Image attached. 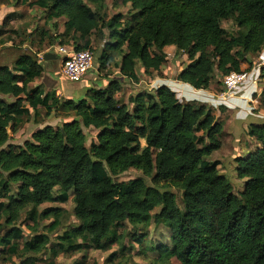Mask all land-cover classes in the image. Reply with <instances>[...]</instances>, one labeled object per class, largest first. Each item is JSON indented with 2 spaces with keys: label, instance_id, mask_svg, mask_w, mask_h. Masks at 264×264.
Listing matches in <instances>:
<instances>
[{
  "label": "trees",
  "instance_id": "trees-1",
  "mask_svg": "<svg viewBox=\"0 0 264 264\" xmlns=\"http://www.w3.org/2000/svg\"><path fill=\"white\" fill-rule=\"evenodd\" d=\"M14 1L43 10L47 23L66 18L61 37L71 43L61 39V46L92 51L93 37L106 40L99 72L113 63L134 83L141 68L163 75L167 47L188 57L178 80L196 90L243 73L242 65L251 68L264 50V0H124L134 11L127 21L122 14L107 19L105 0ZM232 15L242 29L237 36L222 26ZM4 34L3 44L14 43L10 34L22 38L19 30ZM38 36L50 47L60 39L45 28ZM41 53L0 67V95L8 98H0V264H58L62 253L109 252L115 245L125 252L127 241L143 249L152 226L166 227L171 239L145 248L158 253L152 264H264V124L249 127L261 147L235 160L239 179L247 180L236 195L219 173L221 163L209 159L222 148L223 125L213 107L183 103L167 86L126 102L118 79L89 88L79 101L65 99L33 86L46 72ZM52 117L62 121L45 125ZM27 122L38 129L23 144L11 143V133ZM90 129L97 136L89 148ZM131 170L151 184L115 181ZM72 196L80 225L53 238L66 211L42 207ZM118 257L113 253L109 261Z\"/></svg>",
  "mask_w": 264,
  "mask_h": 264
},
{
  "label": "crops",
  "instance_id": "crops-1",
  "mask_svg": "<svg viewBox=\"0 0 264 264\" xmlns=\"http://www.w3.org/2000/svg\"><path fill=\"white\" fill-rule=\"evenodd\" d=\"M29 9V7L24 6L23 3L21 6H16L14 0H8L7 2H3L0 4V31L7 32L12 29V27L16 26L17 28L22 26V31L25 29L29 37L31 36V32L29 31L30 20H29V11L25 9ZM38 9V8H34ZM40 10V9H39ZM43 11V10H41ZM17 14L18 19L21 20L19 23L14 22V14ZM10 17V21L8 22V26L2 27L5 21ZM59 22L58 33L63 34L65 32V24L67 22L66 18H62L59 20H54L47 23V20H44V26L47 31H52V34L55 36L56 27L55 23ZM25 26V27H24ZM7 35V34H6ZM5 34L0 36V67L2 66H12L20 56L23 54H33L27 50L28 48L32 50L33 42L29 40L25 48L22 50L14 49L9 43L3 44V39L6 36ZM61 39L58 40V45L60 46ZM24 47V46H23ZM168 49H176L175 47H167L165 52ZM168 62L162 70L161 76H158L157 73H153L149 76L150 85L148 88L152 91L158 89L159 86H167L172 91L177 94V97L183 103L198 101L200 103L211 106L215 110V116L217 121L223 125V132L221 134L222 148L220 150H226L229 152L231 149L234 150V161L236 158H242L246 156V154H251L256 152L261 145L256 141L255 138L249 135V127L251 125H262L264 124V79L261 78V69L264 66V63L261 62V56L264 54V50L257 57L253 58L254 65L250 68L249 64H243L242 70L243 72H247L251 76V80L248 82L246 88L242 90L240 94L237 96L231 97L227 96L225 86H221L219 84L220 79H215L211 82L209 89L207 90H196L189 84L183 83L178 80V75L187 67H181L178 73L174 75V72L170 71L171 68L167 67L169 63V54ZM39 59L41 60L44 54H39ZM182 59L185 61L186 55L182 54ZM257 58V59H256ZM42 61V60H41ZM188 61V60H187ZM189 64V63H188ZM187 64V65H188ZM47 63L45 64V75L43 78L36 81L33 85L34 87L43 86L47 92L56 91L58 96L65 97L66 99L75 100L80 95V91L89 89L93 86H98L102 84L101 87H106L104 81L108 79H117L121 80L124 83H133L134 82L127 80L122 76L119 69H115L114 75H109L107 78H103V73L99 72V68H96L95 73H98L97 76L91 74L89 75L83 82L81 83H71L68 82L65 77H63L64 81L60 80L59 74L56 73V70H49L47 68ZM142 69V68H141ZM143 70V69H142ZM248 70H251L250 72ZM140 72V70H139ZM145 74L144 70L141 74ZM140 75V74H139ZM146 75V74H145ZM62 76V75H61ZM147 76V75H146ZM115 77V78H114ZM140 77H142L140 75ZM67 81V83H66ZM103 82V83H102ZM142 81L139 84L140 86ZM76 84H79L76 86ZM125 87V85H124ZM125 90V88H124ZM150 91V92H152ZM87 93V92H86ZM86 95V94H85ZM1 99H8L4 96L0 95ZM13 101L14 99H9ZM44 112V111H42ZM54 119L58 120L57 122H61V119L54 117ZM48 119L45 118V125L50 124ZM43 125V126H45ZM236 131H240V135L236 137ZM21 131V130H20ZM19 131V132H20ZM12 134V133H11ZM17 134V133H15ZM12 134V135H15ZM13 138V136H11ZM251 138V139H250ZM250 139V140H249ZM12 141V139H11ZM17 142H13V144ZM250 144H252L254 149H251ZM255 150V151H254ZM217 152V151H216ZM215 154V153H214ZM213 154V155H214ZM221 164L222 162L219 161ZM236 164V163H235ZM237 166V164H236ZM237 170V168H236ZM27 230L28 233H31L27 228H24V231ZM29 236V235H28ZM25 233V237H28ZM29 236L28 239H30ZM27 239V240H28ZM15 262H18L16 258Z\"/></svg>",
  "mask_w": 264,
  "mask_h": 264
},
{
  "label": "rangeland",
  "instance_id": "rangeland-1",
  "mask_svg": "<svg viewBox=\"0 0 264 264\" xmlns=\"http://www.w3.org/2000/svg\"><path fill=\"white\" fill-rule=\"evenodd\" d=\"M3 1V0H2ZM89 5V4H88ZM90 6V5H89ZM93 7V6H91ZM105 11L106 14L108 16L107 19H110L118 14H122L124 16V21L127 20H131L134 16V11L132 10L131 4H126L124 2V0H105ZM94 8V7H93ZM29 11V20H30V26H29V31L31 32V36L29 37L28 32L24 29L22 31V26L20 27H12L13 30H19L22 33V38H17L13 35L10 34L11 37L14 38V43H9L10 46H12L14 49H19V50H23L25 48V46L27 45L26 42L25 45H23L21 47L20 45V41L21 40H28L33 42V48L32 50H30L29 48L27 50H29V52L35 54V53H39L42 52V54H46L49 51H52L54 46L58 45V41L55 43L54 46L50 47L49 46V41L47 40L45 42V44H39V36L38 33L39 31H41L42 29L45 28L44 24V20H45V13L44 11H41L39 9H25ZM14 22L15 23H19L21 22V20L18 19V16L16 18H14ZM57 24L59 25V22H57ZM9 25V24H8ZM222 26L225 30H227L230 34L237 36L242 29L238 27L237 22H236V15H232V17H230L228 20L224 21L222 23ZM25 27V26H24ZM11 29V30H12ZM105 32H107L105 30ZM8 35L5 36L4 39L7 38ZM54 36V35H53ZM56 38H60L63 40V38L61 37V34L58 33V29L55 32V36ZM21 39V40H20ZM94 40V44H93V48H92V52L95 55V60H96V68H100V58L101 55L104 51L105 48V44H106V40H102V38H99L98 36L93 37ZM64 42L62 43L63 45H67L70 44L71 41L70 40H63ZM61 46V45H60ZM126 49V47H125ZM168 54H169V63L168 66L169 68H171L170 71L174 72V75L178 73L179 69H181V67H185L187 66V64L189 63L188 57H186L185 61H183L182 59V55L178 56L177 55V50L176 49H168ZM166 51V52H167ZM57 55L58 52L55 51ZM60 56V55H59ZM257 59V58H256ZM41 64L44 66L45 68V64L47 63V68L49 70H56V73H58L59 75V79L62 80L64 79L63 74H62V58H60V60L57 61H45L43 59V56L41 58ZM115 69H117L116 67H114V64H110L107 69L103 72V78H106L105 75H114L115 74ZM249 72L251 70H248ZM141 72H143L142 69H140L139 74L142 76L140 77L142 83L140 84V86L136 85L139 83H124L125 85V90L122 92V94L120 95V98L123 99V101L128 102L129 98L132 95H136L137 93L143 92V91H152L148 88V85H150V75H145V74H141ZM62 75V76H61ZM115 78V77H114ZM226 78V77H225ZM225 78L221 79V86H225ZM66 79V78H65ZM119 80V78H117ZM64 81V80H62ZM111 79H108L107 81H104V84L107 86L110 83ZM69 82V81H68ZM67 83V81H66ZM103 83V82H102ZM79 84H76V86H78ZM102 86V84H100ZM87 92V89L80 91V95L78 98H75L76 101H79L80 99L85 97V94ZM65 98V97H62ZM66 99V98H65ZM42 114H44V112H42ZM46 121H49L50 123H57V119L55 120L53 117L51 119H48ZM36 129H38V127L33 125V122L29 123L27 122L26 125L23 127V129L18 132L15 135H12V142H17L16 144H23L26 140L31 138L32 132L35 131ZM236 127H235V136L237 137L239 134L240 135V131H236ZM86 135L88 136V143L87 146L90 148L92 145V142H95L96 136H97V131L94 129H90V130H85ZM251 139V138H250ZM249 139V140H250ZM15 144V143H14ZM251 149H254L252 144H250ZM255 151V150H254ZM252 153V152H251ZM250 155L246 154V156L242 157V158H246ZM211 161L215 162V161H221L222 165L221 167H219V173L221 175H224L226 177V179L234 186V193L236 195H240L244 189H245V185L247 180H242L239 179L238 177V173H237V166L235 164L234 161V150H230L229 152H226V150H218L217 152H215V154L213 156H211L209 158ZM138 178H143L145 180L148 181L149 184H151V181L149 179H146L145 176L136 171V170H131L119 177L114 178L115 181L117 182H129ZM48 207H57V208H62L66 211V214L63 217V226L62 228L55 233V235L53 236V238H55L58 235L63 234L66 230H68L69 228L73 227V226H79L80 223L78 222V220L75 218L74 216V201H73V196L71 197L70 201L66 204H46L44 205L42 208H48ZM46 224H49L46 223ZM129 229L131 230L132 228L129 227ZM26 235L31 236L30 233H28L27 230H25ZM29 236L27 237V239L29 238ZM171 239H170V232L166 227H160V228H156L155 226H152V228L149 231L148 234V239L146 241V246L141 249L139 246L133 245V247L135 249H132V247L129 246V244L131 243L130 241L126 242V246L127 249L125 252H122V248L119 247L118 245H115L112 247V249L109 252H101V251H96V250H90V251H81V252H76L73 254H67V253H62V255H60V257L58 258L57 262L58 264H76V263H83V264H152L153 260L158 258V253L156 252H147V254L143 253L145 248H149V247H158L162 244H166V245H170L171 244ZM113 253H117L119 254V257L117 259L114 260V262H110V256ZM45 258H47L46 256H44ZM171 264H180L176 259H173Z\"/></svg>",
  "mask_w": 264,
  "mask_h": 264
},
{
  "label": "built area",
  "instance_id": "built-area-1",
  "mask_svg": "<svg viewBox=\"0 0 264 264\" xmlns=\"http://www.w3.org/2000/svg\"><path fill=\"white\" fill-rule=\"evenodd\" d=\"M52 49L62 58V74L71 83H81L91 74L98 75L95 73V55L91 50L77 51L71 46H54ZM261 62L264 63V54L261 56ZM250 80L251 76L247 72L227 76L225 78L227 96L234 97L240 94Z\"/></svg>",
  "mask_w": 264,
  "mask_h": 264
},
{
  "label": "water",
  "instance_id": "water-1",
  "mask_svg": "<svg viewBox=\"0 0 264 264\" xmlns=\"http://www.w3.org/2000/svg\"><path fill=\"white\" fill-rule=\"evenodd\" d=\"M43 59L45 61H57L60 60V56L57 55L56 52L52 50L44 54Z\"/></svg>",
  "mask_w": 264,
  "mask_h": 264
}]
</instances>
